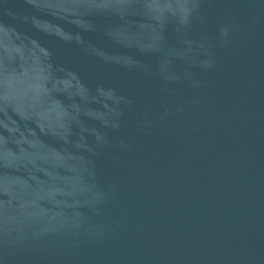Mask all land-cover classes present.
Listing matches in <instances>:
<instances>
[{
	"label": "water",
	"instance_id": "1",
	"mask_svg": "<svg viewBox=\"0 0 264 264\" xmlns=\"http://www.w3.org/2000/svg\"><path fill=\"white\" fill-rule=\"evenodd\" d=\"M0 264H264V0H0Z\"/></svg>",
	"mask_w": 264,
	"mask_h": 264
}]
</instances>
